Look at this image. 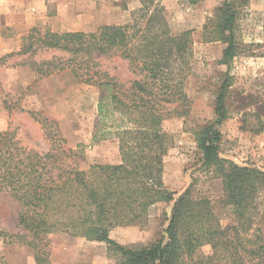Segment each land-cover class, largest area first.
Here are the masks:
<instances>
[{
    "label": "trees",
    "instance_id": "16d2710c",
    "mask_svg": "<svg viewBox=\"0 0 264 264\" xmlns=\"http://www.w3.org/2000/svg\"><path fill=\"white\" fill-rule=\"evenodd\" d=\"M248 1L222 0L204 25L211 39L226 44V64L245 48L234 30ZM139 2L127 23L103 24L90 32L34 26L22 36L18 49L0 54V66L16 57L12 66L28 67L34 82L61 75L100 87L99 121L109 129L103 130L102 138L113 135L120 154L116 164H86L79 149L54 143L49 150L38 151L24 145L14 130H0V192L19 206V230L0 229V246L26 245L33 250V264H53L48 235L63 232L105 242L114 264H264V170L238 165L219 154V126L230 116L228 72L216 96V118L198 126L195 139L202 171L220 178V202L232 208L236 222L222 225L211 200L194 195L197 178L177 196L163 183L162 159L170 143L164 123L189 112L184 82L191 73L193 53L190 31L174 32L159 0ZM37 55L40 58L33 59ZM100 56L126 60L136 78L126 86L100 68ZM247 98L241 96L235 108L239 129L264 133V101ZM114 113L117 116L108 125L104 119ZM34 119L46 135L56 125L47 116ZM170 203L163 211L167 223L160 239L126 246L109 237L114 227L145 224L151 206ZM205 244L210 253L197 255ZM0 264H11L1 252Z\"/></svg>",
    "mask_w": 264,
    "mask_h": 264
},
{
    "label": "rangeland",
    "instance_id": "374dc122",
    "mask_svg": "<svg viewBox=\"0 0 264 264\" xmlns=\"http://www.w3.org/2000/svg\"><path fill=\"white\" fill-rule=\"evenodd\" d=\"M8 1L14 5L30 2L32 17L38 15L40 9L37 11L35 4L40 3L43 8L40 15L44 23L35 27L41 30L49 27L59 32H90L103 24H124L130 21L133 11L140 6L139 0ZM221 1L202 0L189 4L184 0H159L170 28L176 33L190 31L193 53L191 73L184 82L191 102L189 112L186 116L169 118L164 123L170 143L162 159V180L165 187L175 191L177 196L197 178L193 187L194 195L209 198L219 222L226 225L236 222L232 208L220 202V178H211L203 173L195 138L198 126L216 118V96L223 74L228 72L232 75L227 97L230 116L219 126V154L238 165L264 170V133L241 131L240 116L235 112L241 96L248 97L246 101H252L253 96L264 101V0H249L242 11L234 31L245 48L228 64L223 61L226 44L219 39H211L208 31L204 30L206 21ZM32 27L20 32L10 25L1 26L0 54L18 49L22 36ZM40 56H34L33 59H39ZM97 59L102 70L126 86L136 78L126 60L118 56H100ZM15 61L18 58H9L6 66H0V130H14L24 145L38 151H47L54 143L79 149L81 162L86 164L120 162L117 139L113 135L102 138L103 130L109 129L99 121L97 103L103 93L100 87L61 75L34 82L33 72L26 66H12ZM240 90L242 93H239ZM32 113L35 116H47L56 123L51 125L53 130H49V135H46L45 128L34 119ZM107 116L104 120L109 125L117 115ZM170 206L171 203L151 206L145 224L114 227L109 237L126 246L147 245L160 239L165 236L163 230L167 223L163 211L169 210ZM18 209L17 202L0 192V229L8 232L19 230ZM48 251L53 264L115 262L105 242L63 232L48 235ZM210 251V246L205 244L198 249L197 255H206ZM0 252L11 264L34 262L32 248L20 243L2 244Z\"/></svg>",
    "mask_w": 264,
    "mask_h": 264
},
{
    "label": "crops",
    "instance_id": "0c3cea01",
    "mask_svg": "<svg viewBox=\"0 0 264 264\" xmlns=\"http://www.w3.org/2000/svg\"><path fill=\"white\" fill-rule=\"evenodd\" d=\"M40 9L38 15L31 16V3H19L14 5L12 1L0 0V27L4 25L13 26L16 30L22 32L25 28L44 23L43 17L40 15L43 10L40 3L35 4ZM9 43V42H7ZM5 51V50H3Z\"/></svg>",
    "mask_w": 264,
    "mask_h": 264
}]
</instances>
